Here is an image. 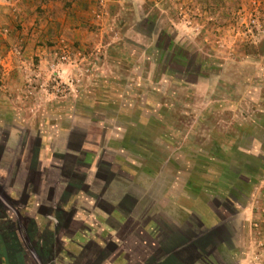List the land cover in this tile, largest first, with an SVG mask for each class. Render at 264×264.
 Returning a JSON list of instances; mask_svg holds the SVG:
<instances>
[{
  "label": "rangeland",
  "instance_id": "rangeland-1",
  "mask_svg": "<svg viewBox=\"0 0 264 264\" xmlns=\"http://www.w3.org/2000/svg\"><path fill=\"white\" fill-rule=\"evenodd\" d=\"M0 210L32 264H264V0H0Z\"/></svg>",
  "mask_w": 264,
  "mask_h": 264
},
{
  "label": "crops",
  "instance_id": "crops-1",
  "mask_svg": "<svg viewBox=\"0 0 264 264\" xmlns=\"http://www.w3.org/2000/svg\"><path fill=\"white\" fill-rule=\"evenodd\" d=\"M166 199L169 201L173 200V198H171L170 195H167ZM125 200L126 202H129V203L131 202L130 198H126ZM1 213L3 212L0 210V214ZM1 222L2 223H0V264H32V258L28 256V254L27 255L23 254V251L24 250L26 251L25 244L23 243L21 244L20 242L16 241V239L13 236L4 237V234L2 233L1 229L4 228L6 232H8L7 224L9 220H7V223H5V221H1ZM156 232H157V229H156ZM158 236L159 235L156 234L155 240L151 242L154 246L150 244L151 245L150 249L153 248L155 250L154 256L148 259L146 262H144V264H193L192 260H190V253H192L191 249L193 248L194 250H196L193 246L191 247V245H186L185 244L186 242L181 241V242H177L173 246L174 248H172L171 250H168L172 247L173 245L172 242L169 244L168 240H164V239L158 240ZM136 242L138 241L135 239L129 240V245L131 247H134V246L140 247L141 249L147 245L145 243L143 245V242L142 243L138 242L137 244H135ZM179 250L181 254L179 253ZM169 251H171V254ZM184 252L186 253L188 252L189 255L184 254ZM147 254L142 255V257L143 258L147 257L148 256ZM34 259L37 261V263L44 262L43 258L35 256V255H34Z\"/></svg>",
  "mask_w": 264,
  "mask_h": 264
},
{
  "label": "flooded vegetation",
  "instance_id": "flooded-vegetation-1",
  "mask_svg": "<svg viewBox=\"0 0 264 264\" xmlns=\"http://www.w3.org/2000/svg\"><path fill=\"white\" fill-rule=\"evenodd\" d=\"M131 203H129V202H126V200L124 201V202H122V203H120L119 204V208H120V210H118V211H121L122 213H125V214H130V211H131V208H130V206H128V205H130ZM59 212V211H58ZM58 219H61V217L59 216V214H58V216H57V228H56V235H58V232H59V230L61 229V227H64V226H68V224L67 223H65L64 224V226L63 225H61L60 223H58ZM29 233H30V231H29ZM216 233V232H215ZM145 234V236H143ZM144 234H141V232L137 229V237H139V236H143L145 239L144 240H141V239H139L138 238V242H140V243H142L143 242V245H144V243L145 244H147L146 243V241L145 240H147L148 241V243L149 244H151L152 246H154L151 242H153V240H155V237L154 236H152V234H147V232H145ZM31 235V234H30ZM30 235H29V237H30ZM96 235V234H95ZM49 238H51L50 236H49ZM58 238V237H57ZM52 239V238H51ZM96 239H98V236L96 235L95 236V239L94 240H96ZM38 241H41L40 243L41 244H45V245H41V244H39L38 243V245H36V242H35V244L33 245V250H31V252L30 253H34V255L35 256H38V257H41V258H44V254H46L47 255V252H45V246H47L46 244H48V238L46 237V236H43L42 237V239L41 240H38ZM30 242V241H29ZM138 242H136L135 244H137ZM34 243V242H33ZM150 245V246H151ZM43 246V247H42ZM42 248V249H41ZM44 248V249H43ZM110 250L109 251H112L113 249L115 250L116 248H117V245H111L110 247ZM121 248H123V249H125V250H122L121 252L122 253H124V255H125V257L123 258L125 261H126V264H132V261L134 262L133 264H144V262H146L148 259H150L152 256H153V253H154V249L153 248H151V249H149L148 251H147V257H145V260H142V259H144L143 257H142V255H140V253L141 252H138L137 250L140 248V247H131L130 245H129V240H127V241H125L124 242V244H123V246L121 247ZM137 248V249H136ZM113 250V251H114ZM126 252V253H125ZM134 253L136 254V256H131V254L132 255H134ZM45 255V256H46ZM119 256V255H118ZM131 258V259H130ZM132 258H134V259H132Z\"/></svg>",
  "mask_w": 264,
  "mask_h": 264
},
{
  "label": "trees",
  "instance_id": "trees-1",
  "mask_svg": "<svg viewBox=\"0 0 264 264\" xmlns=\"http://www.w3.org/2000/svg\"><path fill=\"white\" fill-rule=\"evenodd\" d=\"M77 186H78V184H77ZM75 189V188H74ZM76 190V189H75ZM213 234H215V233H213V231H212V233H209L208 235H207V237L208 236H212ZM199 244H200V241H197V243H195L194 244V248L197 250L198 249V246H199ZM204 247L205 246H207V244L205 243V245H203Z\"/></svg>",
  "mask_w": 264,
  "mask_h": 264
}]
</instances>
